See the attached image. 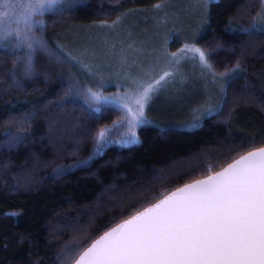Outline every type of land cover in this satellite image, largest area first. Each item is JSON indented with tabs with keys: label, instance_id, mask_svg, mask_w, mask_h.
<instances>
[{
	"label": "trees",
	"instance_id": "trees-1",
	"mask_svg": "<svg viewBox=\"0 0 264 264\" xmlns=\"http://www.w3.org/2000/svg\"><path fill=\"white\" fill-rule=\"evenodd\" d=\"M162 1L66 0L32 17L42 27L30 34L45 47L31 71L15 37L25 19L2 27L13 35L0 40V264H74L125 219L264 147V0H212L194 27L223 84L214 112L195 127L142 125L135 144H97L127 112L103 103L94 111L67 32Z\"/></svg>",
	"mask_w": 264,
	"mask_h": 264
},
{
	"label": "snow or ice",
	"instance_id": "snow-or-ice-1",
	"mask_svg": "<svg viewBox=\"0 0 264 264\" xmlns=\"http://www.w3.org/2000/svg\"><path fill=\"white\" fill-rule=\"evenodd\" d=\"M64 2L34 0L26 13V31L15 33L18 49H28L29 71L34 52L45 47L30 34L35 27H42L40 22L33 23L32 17ZM4 15L7 14L0 13V17ZM261 20L264 22V17ZM12 35V30L0 27V40ZM188 51L198 53L202 66L211 70L202 50ZM175 57L176 53H171V58ZM169 75L164 72L151 83L129 75L127 79L135 88L130 95L126 89L123 97L103 96L90 87L84 93L97 103L117 108H126L121 101L135 97L137 111L129 121L133 128L131 138L123 141L125 145L135 144L138 137L134 129L145 123V105L150 94ZM215 110L210 106L205 112ZM108 142L107 130H101L97 144ZM76 264H264V147L247 152L206 179L185 184L104 232Z\"/></svg>",
	"mask_w": 264,
	"mask_h": 264
},
{
	"label": "rangeland",
	"instance_id": "rangeland-1",
	"mask_svg": "<svg viewBox=\"0 0 264 264\" xmlns=\"http://www.w3.org/2000/svg\"><path fill=\"white\" fill-rule=\"evenodd\" d=\"M210 1L165 0L158 3L162 5L159 8L131 11L113 22L76 27L67 32L69 54L89 78L90 88L103 96L123 97L126 89L130 95L135 85L127 79L129 75L151 83L164 72L170 73L150 94L145 105V123L134 129L138 140L142 125L167 120L165 123L195 127L210 114L205 112L206 108L219 107L218 93L223 87L220 76L212 68L202 66L198 53L188 51L199 48L210 64L208 52L194 36V27L202 25ZM33 3L34 0H0V13L7 14L0 17V27L25 19ZM262 17L264 9L257 22L260 27H264ZM165 52L169 55L165 56ZM171 53H176L174 59ZM89 99L94 108L100 104ZM134 100L131 97L121 101L127 105L124 108L127 118L115 127L102 129L107 130V137L113 136L121 143L131 138L133 128L129 121L137 111ZM166 104L173 110L169 115Z\"/></svg>",
	"mask_w": 264,
	"mask_h": 264
},
{
	"label": "water",
	"instance_id": "water-1",
	"mask_svg": "<svg viewBox=\"0 0 264 264\" xmlns=\"http://www.w3.org/2000/svg\"><path fill=\"white\" fill-rule=\"evenodd\" d=\"M252 151H253V150H252ZM244 155H245V154H244ZM239 158H240V157H239ZM239 158H237V159H239ZM237 159H235V160H237ZM235 160H234V161H235ZM234 161H232L231 163H233ZM228 165H229V164H228ZM228 165H227V166H228ZM227 166H226V167H227ZM226 167H224V168H226ZM224 168H222L221 170H219V171H217V172L222 171ZM214 173H216V172H214ZM214 173H212V174H210V175H213ZM210 175H208V176H210ZM208 176L202 177V178L197 179V180H203V179H206ZM197 180H195V181H197ZM195 181H193V182H195ZM193 182H190V183H193ZM190 183H188V184H190ZM182 187H183V186H182ZM180 188H181V187H180ZM174 191H176V190H174ZM174 191H172V192H174ZM170 193H171V192H170ZM170 193H169V194H170ZM169 194H168V195H169ZM163 198H164V197H163ZM163 198H162V199H163ZM160 200H161V199H160ZM158 201H159V200H158ZM158 201H157V202H158ZM157 202H155V203H157ZM155 203H153V204H155ZM153 204H152V205H153ZM152 205H150V206H148V207H151ZM142 211H143V210H142ZM122 222H123V221H122ZM122 222H121V223H122ZM90 246H91V245H90ZM90 246H89V247H90ZM78 259H79V258H78ZM78 259H77V260H78ZM74 264H76V262H75Z\"/></svg>",
	"mask_w": 264,
	"mask_h": 264
}]
</instances>
